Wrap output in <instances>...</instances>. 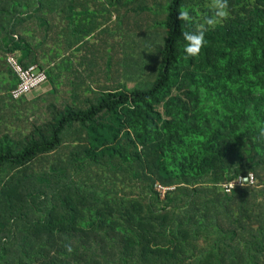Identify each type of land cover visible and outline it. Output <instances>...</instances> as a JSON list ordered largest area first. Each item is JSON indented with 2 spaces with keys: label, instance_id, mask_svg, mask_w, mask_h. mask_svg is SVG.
<instances>
[{
  "label": "trees",
  "instance_id": "1",
  "mask_svg": "<svg viewBox=\"0 0 264 264\" xmlns=\"http://www.w3.org/2000/svg\"><path fill=\"white\" fill-rule=\"evenodd\" d=\"M91 1L89 10L83 0H0L10 85L0 103L27 105L10 98L7 52L36 64L55 91L80 90L48 104L42 121L0 113L9 128L0 132V264H264V0H228L230 18L195 57L182 32L212 14L210 0H170L155 81L98 91L80 73L46 70L32 44L50 42L51 58L99 25L117 23L114 35L125 19L127 33L140 22L143 6ZM182 9L192 15L183 25ZM112 46L107 75L124 58ZM248 173L255 185L223 191Z\"/></svg>",
  "mask_w": 264,
  "mask_h": 264
},
{
  "label": "rangeland",
  "instance_id": "2",
  "mask_svg": "<svg viewBox=\"0 0 264 264\" xmlns=\"http://www.w3.org/2000/svg\"><path fill=\"white\" fill-rule=\"evenodd\" d=\"M125 3H134L136 6H143V10H140L142 11V13L140 14L141 19L140 22L135 23L133 27L134 29L131 32L129 29L130 36L128 35L129 33H127V19H125L126 26L124 29V37L115 35V39L117 41H120L119 46L123 51L124 58L122 60L119 59L117 66L113 67L112 75H106L105 77L104 75H101V77L98 79V84L93 83V89L96 91L99 90L100 86L105 85V87H112L113 83L115 84L118 82L119 84L121 83L122 85H124V87L125 83H127L128 86L139 83L141 85H144L142 89H146L148 87V83H153L155 81V72L157 71V66H159L160 64L161 50L164 46V39L166 36L165 20L168 15V6L170 4V0L120 1L121 5H125ZM127 10L128 7L125 6V14H128L127 16L129 17V20L136 21V19H138L135 18L136 13H128ZM115 11L116 10L114 8V12ZM116 26L117 23H108L106 25V28L100 29L101 26L99 25V29L97 27L96 30H94L98 35V47L101 48V34L104 33V41H102V44L105 45L107 41V38L105 37L106 32L108 30H116ZM121 28L119 29V31H121ZM83 38L84 40H88L89 35H83ZM88 42L89 40L86 41V43ZM95 42H97V39L95 40ZM122 43L123 46H121ZM78 51H81L80 48L78 49ZM120 61L122 63V69L119 66ZM151 64L153 65V69L152 72H149V67L147 66ZM41 86V84L37 85L32 91L29 92V94H31ZM37 112L38 114L42 113L44 115L43 118L39 117L38 121H42V119L46 118L45 111L37 109Z\"/></svg>",
  "mask_w": 264,
  "mask_h": 264
},
{
  "label": "crops",
  "instance_id": "3",
  "mask_svg": "<svg viewBox=\"0 0 264 264\" xmlns=\"http://www.w3.org/2000/svg\"><path fill=\"white\" fill-rule=\"evenodd\" d=\"M79 1L82 2V0H79ZM83 1H85L86 3H83V4L80 3V4L85 7L88 6L90 10L93 4L92 1L91 0H83ZM78 9H81V8H78ZM80 14H83V12L77 13V15H80ZM124 29L125 28L122 27L120 31L121 33L114 34V35H112L113 32L110 34L106 33L105 37L107 38V41L105 45L102 44V41H104V38H103L104 33H102L100 36V46L102 49L98 47L99 43H98V35L96 31H90V33L88 34L89 35L88 43H86V41L88 40L83 39L84 41L82 40L81 44H78V45H75L74 47L69 48L65 52H62L60 55L57 54L58 56L56 54L51 55V58H49L48 56L51 53V51H54V50H51L53 49V45H50L49 44L50 42H45L42 45V44H38L37 42L33 41L32 44L35 46L37 50L46 52L43 56H39V59L42 61H46L45 62L46 70L48 69L47 66L51 67V66L56 65L53 67V69H58V74L60 75L61 80L67 76H74L75 74L80 73L81 79L83 78V79L89 80V78H91L93 83L98 84V78H100L99 73H98L99 69L100 70L102 69L101 75H104V77L107 75L106 69H104V67H106V64H107L108 53L113 54V52H111L112 51L111 49L113 48L112 44H116L117 48L121 49L119 46L120 41H117L115 39V35L119 37H124ZM67 32L72 34V32H69V31ZM96 39H97V42H95ZM58 46L59 45H57L56 47ZM80 46H82L80 48L81 51H78V47ZM121 46H123V43L121 44ZM120 51L122 52V50ZM14 53L17 56L20 55L18 51H15ZM81 79H79V81ZM11 85H14L13 79L11 80ZM9 86H8V80L6 76L3 73L2 75L0 74V91H2L5 87H7L6 89H8ZM73 91H80L79 87L76 88L75 90H71V88L68 86V89L58 88L57 91H55L53 88H51V86L46 81L44 84H42L41 87L36 89L34 92L29 94L25 98L20 99L27 105L24 104L23 106H21L20 109H18L17 108L18 104L11 105V102L10 103L4 102L5 104L4 105L2 102L0 103V113L5 114V115L9 114L12 120L16 119V123H17L18 116L23 118L22 119L23 124L25 123L26 119L29 122H31L32 120H34V118H39V117L43 118L44 116L42 113L38 114L37 109L41 111H45L48 104L50 103L63 105L68 100L65 98H61L60 96L69 94L70 92H73ZM27 108H28V111L25 112V109ZM0 124L2 125V123ZM20 128H22V130L24 129V127H20ZM8 129L9 128L4 125H2V128L0 126V132L2 131L4 133L8 131Z\"/></svg>",
  "mask_w": 264,
  "mask_h": 264
},
{
  "label": "built area",
  "instance_id": "4",
  "mask_svg": "<svg viewBox=\"0 0 264 264\" xmlns=\"http://www.w3.org/2000/svg\"><path fill=\"white\" fill-rule=\"evenodd\" d=\"M5 61L9 66V69L17 78L15 87L9 91L12 100L17 101L25 98L37 85H42L46 82L44 72L39 70L36 64L23 67L19 63L14 52H7L5 54ZM255 184L256 177L253 173L240 174L237 177L224 182L222 184V189L225 193H230L237 186H252ZM156 188L162 193L171 189V187H165L161 184H157Z\"/></svg>",
  "mask_w": 264,
  "mask_h": 264
},
{
  "label": "clouds",
  "instance_id": "5",
  "mask_svg": "<svg viewBox=\"0 0 264 264\" xmlns=\"http://www.w3.org/2000/svg\"><path fill=\"white\" fill-rule=\"evenodd\" d=\"M209 8L212 14L205 16L203 22L194 31L182 32L186 41L184 51L190 57L198 56L201 53L206 44V33L210 29H214L218 24L230 18L228 0H210ZM176 19L181 21L182 25L187 24L192 20L190 10H180ZM67 250L72 251L70 246L67 247Z\"/></svg>",
  "mask_w": 264,
  "mask_h": 264
}]
</instances>
